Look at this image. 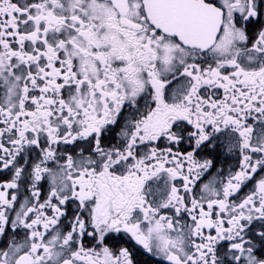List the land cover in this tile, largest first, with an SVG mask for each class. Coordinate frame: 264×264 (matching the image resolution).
<instances>
[{"label":"snow or ice","instance_id":"obj_1","mask_svg":"<svg viewBox=\"0 0 264 264\" xmlns=\"http://www.w3.org/2000/svg\"><path fill=\"white\" fill-rule=\"evenodd\" d=\"M0 264H264V0H0Z\"/></svg>","mask_w":264,"mask_h":264},{"label":"flooded vegetation","instance_id":"obj_2","mask_svg":"<svg viewBox=\"0 0 264 264\" xmlns=\"http://www.w3.org/2000/svg\"><path fill=\"white\" fill-rule=\"evenodd\" d=\"M228 163H229V164L234 163V160H231V159H230V160L228 161ZM226 167H227V165H226ZM245 191H247V189H245Z\"/></svg>","mask_w":264,"mask_h":264}]
</instances>
